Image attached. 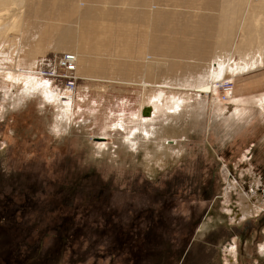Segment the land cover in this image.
Wrapping results in <instances>:
<instances>
[{
  "label": "rangeland",
  "instance_id": "374dc122",
  "mask_svg": "<svg viewBox=\"0 0 264 264\" xmlns=\"http://www.w3.org/2000/svg\"><path fill=\"white\" fill-rule=\"evenodd\" d=\"M57 1L28 0L35 6L33 12L21 13L15 10L19 3L0 0V53L8 54L6 59L0 56V264H264V242L258 253L257 246L249 244V256L237 259L235 244L228 240L233 224L264 215V119L259 111L264 70L237 80L232 100L222 102L220 89L216 96L222 104L205 95L201 106L184 103L169 116L160 102L163 110L151 127L146 126L153 132L148 135L129 130L147 103L144 90L94 87L85 79L99 75L98 65L80 64V70L77 65L80 98L74 100L73 115L63 127H55L51 103L41 96L24 97L14 87L17 76L33 78L64 97L62 83L36 75L68 53L54 50L55 29L90 34L101 30L91 31L87 23L111 25L112 31H102L112 39L107 48H124L130 33L137 38L145 31L141 13L148 6L155 11L157 55L174 51L182 39L186 45L201 41L200 49H205L197 58L185 59L193 62L186 71L177 67L185 61L171 58V74L190 70L192 76L206 66L198 62L211 60L208 55L217 48L221 0H82L85 7L78 9L69 0ZM42 3L48 15L43 21L35 10ZM127 4L133 19L125 17ZM82 9L90 11L80 15ZM20 14L25 21L17 27ZM24 30L35 33L31 41ZM26 42L33 49L20 50ZM86 44L90 46L91 39ZM83 65L92 72L83 71ZM125 66L131 77L135 69L142 74L138 81L145 77L140 66ZM8 70L22 73L8 75ZM166 79L161 74L151 82L172 86ZM250 86L253 92L247 90ZM181 89L173 88L179 93L176 99L191 93ZM153 91L161 92L157 87ZM258 205L254 215L243 216Z\"/></svg>",
  "mask_w": 264,
  "mask_h": 264
},
{
  "label": "bare ground",
  "instance_id": "6f19581e",
  "mask_svg": "<svg viewBox=\"0 0 264 264\" xmlns=\"http://www.w3.org/2000/svg\"><path fill=\"white\" fill-rule=\"evenodd\" d=\"M12 1H13V5L16 4L18 6V3H19V6L16 7L17 9L15 8V10H19L21 13L33 12L34 6H32L31 2L28 3V0L25 3H24L25 0H18V1L12 0ZM33 1H36V0H33ZM195 1L196 0H193V2H195ZM199 1H203V0H199ZM66 4H68V3H66ZM41 5H43V3ZM69 5H71V7L74 9L75 8L78 9L80 7H83V8L85 7V4L82 2V0H69ZM104 5H106V4H104ZM128 5L129 4H127L128 9H126V11L124 13L127 20H129L128 18L133 19L132 15L133 16L135 15L132 11H130L131 8ZM1 6H4V4H2ZM8 7H6V9ZM13 7H15V6H13ZM65 7H66V5H65ZM3 8L5 10V6ZM61 8L62 7H60V9ZM146 10H147V12L143 11L141 13V16H144V18H146V24H144L146 26L143 27V29H145V31H142V34H140L137 37L138 40L136 37L134 38V36L131 33H130L131 35L128 33L129 39H128V43H126L125 47L124 48H119V47L117 48L116 47L117 52L120 55L124 54V56H120V55L119 56L114 55V56L115 57H123V59L128 58L131 60V61H129V60L128 61L131 63L132 66L136 65V66H140L141 68H143V70L145 72L144 78H146V79L152 80V79L156 78L157 76L160 77L161 74L165 78L167 77L166 80H170V82H172L171 83L172 86H168V85L162 86L163 84H161L160 85L161 87H159L156 84V87L159 88L161 90V92H156V93L150 95L148 90H150L151 87L153 89V87H155L154 86L155 84L149 80L145 81L144 78L142 81L122 80V79H117L114 77H107L103 74L102 64L104 62H101V60H100L101 58H99V55L101 56L103 53L107 52V50L111 47L110 46L109 48H107V46H108L107 43L109 44L108 40L111 38L108 37L109 38L108 39V38H106L107 35L105 36V34H103L105 32L104 30H106V28H109L111 26L110 25L111 23H109V24L107 23L110 26L108 27L105 25L106 28L103 27V25L95 26V25H93V23H87L86 28L90 29L91 31L92 30L94 31L96 29L101 30V32H98V31L96 33L91 32L90 34L87 33L88 31L85 32L86 31L85 30L84 32H85V34L86 33L88 34L87 36L85 34H82V32H79V33H76L75 35H72V32L70 31V29H69V31H66V28L65 29L57 28V29H55L57 31L56 34L53 35V37H54V40L52 43L53 48L55 47L54 50L59 51V52H68V53L75 55L76 60H77L78 70H80V64L82 65L84 63H89V64L92 63L94 65H98L99 66V71H98L99 75H93V74H91L90 76L85 75V77L88 76V78L85 80L91 82L92 85L96 88L103 89V88L108 87L107 85H106V87H104L103 85L109 84L111 87H114V86H119V87L132 86V87H139V88L143 89L144 93L146 94V97H147V99H146L147 104H151L152 108L154 109V110H152L154 116H155L156 112L160 111L163 108V106L159 108L160 102L164 101L163 105H165L164 107H166L165 110L170 111V110H173L175 108H178L180 106V104H182L184 101H186V100L190 101V99H193L191 94L186 95L187 98L184 96H181V97L176 99V97L179 93L174 92L173 88H184V89H181L180 91H188L187 89H190L193 92H197L200 96H202V95L211 96L214 94L217 95L220 92L219 87L221 85H224L225 83H232L234 85V83L232 81H229L228 78L244 75V73L247 74L248 72H251L253 70H256V69L264 66V0H223V4H222L221 10H220L221 11L220 17L218 20V26L220 29L219 35L217 38H215V42H216L215 45H217V48H216L214 53L212 52L213 54L211 53L208 55V56H211V60L208 62L209 65H206L205 67L198 68L197 70H195L196 74L194 73L192 76L189 74V72H190V70H189L186 73L182 74V77L179 76V75H181V74H179L181 72H179L177 74H175V73L171 74L170 73V71H171L170 69H172V66L174 64L172 60L174 58H177L179 60V58H180V60L183 61V60L187 59V57L197 58L198 57V51L202 52L205 48L200 49V47H201V45L199 44V43H201L200 40H198V41L195 40L192 42L191 45H189V44L186 45L185 43H183V39H182V41H181L182 45L176 43L177 45H180V47H176V49L174 51H172V50H171V52L167 51V49H165L166 48L165 47L164 48L165 52H163V54L161 53L162 55H157L156 50H155V47L157 45V39L154 36V32H153V23H154L155 11H154L152 6L151 7L148 6L146 8ZM5 11H7V10H5ZM5 11H2V12L5 13ZM19 11H17V12H19ZM84 11L85 10L82 9V11L79 12V14L82 15ZM89 11L90 10H87L85 12L87 13ZM133 11H134V9H133ZM242 11H243V13L240 16ZM39 12L41 13V9L38 11L36 10V14H37L36 18L40 19L41 21H43V19H46L47 16H42V13L39 14ZM42 12H44V11H42ZM91 12L93 13V11H91ZM8 13H9V11H8ZM38 15H40V16H38ZM14 16H16V19H17V15L15 14ZM18 16H19L18 17V23H17L18 25L16 24L17 20L13 18V21L15 20L13 23H15L17 27L20 25H23V23L25 21L24 18H22L21 14ZM41 17H43V19H41ZM228 18H229V20H228ZM237 19H238V23H237ZM208 20H210V19H208ZM135 23L133 24V26L136 25ZM5 25H6V23L4 24V26ZM11 25H12V22H11ZM1 26H3V25H1ZM4 26L2 27L3 29H5L7 25L5 26V28H4ZM16 26H15V28H17ZM133 26H132V28H133ZM113 27H115V26H113ZM139 27H140V25H139ZM9 28H11V27H9ZM132 28L131 29L129 28L130 31L132 30ZM109 30H110V28H109ZM146 30H148V31H146ZM19 31H20V29H19ZM102 31H104V32H102ZM110 31H112V29ZM16 32H18V30H16ZM110 33L112 34V32H110ZM32 37H34V36H32ZM7 38H9V37H7ZM210 38H206V41H207L209 46L212 44L211 41H213V37L210 36ZM23 39H25V38H23ZM88 39H91L90 46L88 44H86ZM93 40L95 41V43ZM136 40L139 41V43H137ZM185 42H187V41H185ZM209 42H211V43H209ZM211 48H212V46H211ZM11 49H13V48H11ZM209 49H210V47H209ZM17 51H18V48H17ZM125 55H130V57H125ZM0 56H2L3 58L6 59V56H8V54H7V52L6 53H0ZM156 57L157 58L162 57V59H156ZM171 58H173V59H171ZM169 59H171V60H169ZM3 61H5V60L3 59ZM189 61H192V60H189ZM211 61H212V63H214V62L216 63V68L211 67V64H212ZM120 63H119V65H118V63L116 64L117 65L116 68L118 70H121L124 68L123 64H125V63L124 62H123V64L122 63L120 64ZM167 63H168V66H167ZM0 67H2V66H0ZM160 68H162V69L165 68V69L160 71ZM105 72H109V71L107 70ZM10 73H13L14 75L15 74L19 75L18 73H22V72L10 70L8 75H10ZM187 73H188V75L185 76V74H187ZM153 74H155V76H153ZM79 75L81 76V74H79ZM83 77L84 76L82 75L81 78H83ZM6 78H7V76H6ZM131 78H134V76ZM182 82H188V83H192V84L184 87L182 85ZM14 87L16 89L20 90L21 94H23L24 97H39L40 98V96H41L44 101H48L49 103H51L53 110L55 111V113H53V115H55L57 117V120L55 121V123H56L55 127L56 128H58L59 125H61V126L64 125V123H66L68 121V119H71V116L73 115L72 107H73L75 102L69 101L67 98H64L63 96H62V98H60L59 96L54 95L53 92H51L47 83L38 82L37 80H35L33 78L28 79L27 77L25 78V77L17 76L16 85H14ZM90 87H92V86H90ZM94 87H93V89H94ZM165 87H167V89H169V91L162 90V88L166 89ZM98 91H100V90H98ZM175 91H176V89H175ZM177 91H179V90H177ZM230 96H231V94H229V97ZM17 97H19V96H17ZM75 97H76V95H75ZM64 99L67 101H64ZM168 114H169V112H168ZM150 116H151V109L145 108L142 112V116H141V113L139 111V113L136 115V118H137V121L139 120L141 123L142 120L140 118L143 117V118L147 119ZM136 118H134V119H136ZM131 135H133V134H131ZM149 156H150V153H149ZM262 207L264 209V205H262ZM259 209H260L259 205L256 206L255 209H247L246 211H244L243 216L247 217L248 215H254L253 213L258 212ZM249 211H251V212H249ZM262 249L264 250V246L262 247Z\"/></svg>",
  "mask_w": 264,
  "mask_h": 264
},
{
  "label": "crops",
  "instance_id": "0c3cea01",
  "mask_svg": "<svg viewBox=\"0 0 264 264\" xmlns=\"http://www.w3.org/2000/svg\"><path fill=\"white\" fill-rule=\"evenodd\" d=\"M61 1V0H60ZM60 1H57V2H59L60 3ZM212 2H216L217 3V0H212ZM221 2L223 3V0H221ZM33 6V5H32ZM222 6V5H221ZM35 7V6H34ZM34 7H33V9H34ZM41 9V12L42 11H44V6L43 5H41L40 7H37V9H35V10H40ZM221 10V7H220V9H219V17H220V11ZM68 13V11H66V12H63V14L64 15H66V17L67 18H69L70 19V14L68 15L67 14ZM39 14H41L40 12H39ZM38 16H40V15H38ZM42 16H48L47 15V11H45V12H42ZM29 17V16H28ZM208 19H214V18H208ZM33 23H35V22H33ZM24 24V23H23ZM26 25H28V23H26ZM217 25H218V23H217ZM44 27V26H43ZM24 31H27V30H24ZM24 31H22V32H24ZM22 32L20 33L21 35H22ZM27 32H30V31H27ZM33 32V31H32ZM45 33V32H44ZM35 34V33H28V35H27V39H30V41H31V38H32V36ZM32 35V36H31ZM41 35H42V33H41ZM214 41H215V39H214ZM24 42V41H23ZM211 42H213V41H211ZM30 43V42H29ZM20 50H22V51H25V50H29V49H33L27 42L26 43H23L22 44V46L21 47H18ZM17 49V48H16ZM214 49V47L211 49V50H213ZM114 55H120L118 52H117V50L116 49H114L113 47L112 48H110V50L108 51V52H105V53H103L101 56L99 55V58H101L100 60H101V62H104L103 64H102V72H103V74L105 75V76H107V77H114V78H117V79H122V80H133V81H135V80H138V78L140 79L141 77H142V74L137 70V69H135V71H134V77L135 78H131V76L129 75V74H127V72H126V69L128 68L127 66H125V65H129V61H131L130 59H126V58H124L123 59V57H115ZM113 56V57H112ZM120 56H124V54L123 55H120ZM105 57V58H104ZM125 57H130V55H125ZM110 58V59H109ZM118 58V59H117ZM122 59V60H121ZM129 60V61H128ZM169 60H171V59H169ZM176 60H178V59H176ZM209 60H210V58H208V59H206V58H203L202 60H201V62H199L197 65H201V66H204V65H209ZM122 61V62H121ZM173 61H175V59L173 60ZM183 61H185V62H183L182 63V65H179V64H177L178 66L177 67H181L180 68V70L181 71H186L185 70V67H186V65H187V63H188V61L187 60H183ZM122 63L123 64V62L125 63L124 64V69L123 70H118L116 67H117V63H118V65H119V63ZM120 63V64H121ZM211 63H212V61H211ZM210 63V64H211ZM188 64H190V65H193V62L192 61H189V63ZM152 66V65H151ZM167 66H168V64H167ZM211 67H215L216 68V63L214 62V63H212L211 64ZM87 68L90 70V72H92V70H91V68L88 66V65H83V67H82V70L84 71H87ZM116 68V69H115ZM112 69V70H111ZM82 70H81V72H82ZM109 71V72H105V71ZM259 70H264V66H262L261 68H258V69H256V70H253V71H259ZM253 71H251V72H253ZM251 72H248L247 74L246 73H244V75H240V76H236V77H231V78H228V80L229 81H232L233 83H234V85H235V83H236V81L237 80H241V81H244V76H247V75H249ZM80 73V72H79ZM87 73V72H86ZM107 74V75H106ZM183 73H181V75H182ZM246 74V75H245ZM152 75V74H151ZM140 76V77H139ZM131 78V79H130ZM137 78V79H136ZM144 80L145 81H147V80H149V79H146V78H144ZM151 81V80H150ZM154 81H156V78H154ZM187 84H189V85H191L192 83H188V82H182V85L184 86V87H186V86H188ZM246 85H248V83L246 84ZM155 87H156V85H154ZM114 87H118V88H120V89H125V88H135V87H132V86H125V87H119V86H114ZM136 88H138V87H136ZM154 88V87H153ZM184 89V88H183ZM187 89V88H186ZM86 90V89H85ZM187 90H190V89H187ZM247 90L248 91H250V92H253L252 90H253V87H248L247 88ZM148 92H149V94L150 95H152V94H154V93H156V92H154L153 91V89H152V87H151V89L150 90H148ZM186 93H188V92H191V93H189V94H192V98L193 99H190L191 100V102H187L186 103V101H184L182 104H180V106L178 107V108H175V109H173V110H163V109H161V111L163 110L164 112H165V115H169V116H171V114H173V113H177V112H174V111H176V110H178L179 108H181L183 105H184V103H185V105L186 104H189V105H191V106H194L195 105V108L197 107L196 105H198V106H201L202 105V101L200 100V99H205V97H207V96H205V95H202V96H200L197 92H193V91H185ZM234 93V92H233ZM77 96H76V99H75V102H76V100L77 99H79L80 98V96L78 95V94H76ZM182 96V95H181ZM213 97H216V98H214V100H212V103L213 102H215V100H216V102H218V103H220V104H222V102H220L219 101V99H218V97L216 96V95H212ZM234 98V94H232V96H231V98L229 99V100H232ZM144 105V106H143ZM142 106L143 107H141L142 109L140 110V113H141V116H142V112H143V110L145 109V108H150L151 109V116L149 117V118H147V119H145V118H140L141 120H142V122L140 123V121L138 120L137 121V118H136V116H135V118L136 119H134L132 122H131V124L133 125H131L130 127H129V130H131L132 129V131H133V129H135V130H137V131H144L145 133H146V135H148V134H150V133H153L152 132V130L149 132L148 131V128L146 127L147 125H149L150 127H151V125H152V123L155 121V119L157 118V116H158V112H156V114H155V116L153 115V112H152V110H154L153 108H152V105L151 104H147V103H145V104H143ZM259 111H261V115H262V117H263V119H264V101H262L261 102V105H260V110ZM168 112H169V114H168ZM250 112V111H249ZM139 113V112H138ZM167 113V114H166ZM153 115V116H152ZM149 119V120H148ZM136 122V123H135ZM135 124V125H134ZM140 128H139V127ZM127 127L128 126H124L123 127V129L124 130H126L127 129ZM146 127V128H145ZM131 128V129H130Z\"/></svg>",
  "mask_w": 264,
  "mask_h": 264
},
{
  "label": "built area",
  "instance_id": "2783aa9c",
  "mask_svg": "<svg viewBox=\"0 0 264 264\" xmlns=\"http://www.w3.org/2000/svg\"><path fill=\"white\" fill-rule=\"evenodd\" d=\"M36 74L38 77L62 83L65 89L64 98H67L69 101L75 100L76 88L80 80L77 73V60L75 55L68 53L61 54L56 58L54 63L44 65ZM219 89L223 90L221 101H228L229 94L232 93L234 85L232 83H225Z\"/></svg>",
  "mask_w": 264,
  "mask_h": 264
},
{
  "label": "flooded vegetation",
  "instance_id": "af4514ba",
  "mask_svg": "<svg viewBox=\"0 0 264 264\" xmlns=\"http://www.w3.org/2000/svg\"><path fill=\"white\" fill-rule=\"evenodd\" d=\"M260 216V215H259ZM264 215L260 216L257 220L246 219L238 224H233L232 234L228 236L230 242L235 244V251L237 253V259L240 256H249L247 246H259L264 242ZM264 245V244H263ZM260 255L264 257V252L260 251ZM258 256V255H257Z\"/></svg>",
  "mask_w": 264,
  "mask_h": 264
}]
</instances>
